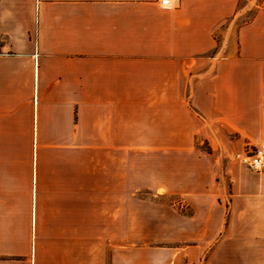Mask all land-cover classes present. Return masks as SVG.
<instances>
[{
    "label": "crops",
    "instance_id": "0c3cea01",
    "mask_svg": "<svg viewBox=\"0 0 264 264\" xmlns=\"http://www.w3.org/2000/svg\"><path fill=\"white\" fill-rule=\"evenodd\" d=\"M261 144L264 0H0V264H264Z\"/></svg>",
    "mask_w": 264,
    "mask_h": 264
},
{
    "label": "rangeland",
    "instance_id": "374dc122",
    "mask_svg": "<svg viewBox=\"0 0 264 264\" xmlns=\"http://www.w3.org/2000/svg\"><path fill=\"white\" fill-rule=\"evenodd\" d=\"M254 6V5H253ZM253 13V7L251 9H249L246 13L242 14L240 17H238L237 19V24H241L245 21H247L251 14ZM206 148V145H205ZM206 150H208V148H206ZM254 152V148L252 149H247L245 150V152L243 153H248V154H252ZM237 153H242V151H238L235 150L232 152V155L235 156ZM240 163V162H239ZM177 164V161L175 160V155L174 153H170L169 152V162H168V166H169V174L170 173H174V168ZM251 170V169H250ZM252 171V170H251ZM175 177L171 178L169 176V181H171L172 183L175 182ZM137 199L140 198H146L147 201L149 202H162L163 204H167V206L169 207V211L173 210L174 212H179V213H185V214H190L191 211H187L184 207H181L180 201H181V196L180 195H175V194H167V195H136ZM171 209V210H170ZM172 212V211H171ZM132 213H136V216H140V217H148L147 215H152L153 217H158L160 214L159 209H156L155 207H151V209H139L136 208L135 210L132 211H121V216H124L125 214L129 215ZM131 216V215H129ZM137 231H141L142 233H148V228L141 225L137 227ZM126 246H131V247H135V248H145V247H161V246H166L165 243H156V242H150V241H137V242H128V243H123ZM176 244H169L167 246H171L173 247Z\"/></svg>",
    "mask_w": 264,
    "mask_h": 264
},
{
    "label": "built area",
    "instance_id": "2783aa9c",
    "mask_svg": "<svg viewBox=\"0 0 264 264\" xmlns=\"http://www.w3.org/2000/svg\"><path fill=\"white\" fill-rule=\"evenodd\" d=\"M177 3L178 0H160L161 6L168 9L176 7ZM234 158L256 173H264V144L256 147L252 154L237 153Z\"/></svg>",
    "mask_w": 264,
    "mask_h": 264
}]
</instances>
